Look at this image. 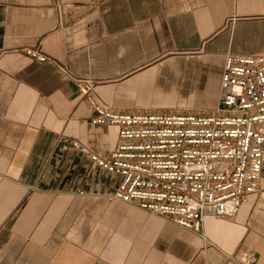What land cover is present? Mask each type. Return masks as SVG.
Instances as JSON below:
<instances>
[{"label":"crops","instance_id":"1","mask_svg":"<svg viewBox=\"0 0 264 264\" xmlns=\"http://www.w3.org/2000/svg\"><path fill=\"white\" fill-rule=\"evenodd\" d=\"M229 54L264 56V0H0V264H264V164L197 234L111 199L119 179L60 141L117 146L77 80L117 110L205 114Z\"/></svg>","mask_w":264,"mask_h":264},{"label":"built area","instance_id":"2","mask_svg":"<svg viewBox=\"0 0 264 264\" xmlns=\"http://www.w3.org/2000/svg\"><path fill=\"white\" fill-rule=\"evenodd\" d=\"M26 55L49 61L39 50ZM77 82L91 123L116 128L117 146L103 159L78 140L62 136L60 141L119 179L111 199L200 234L205 218L234 217L258 194L264 164V56L227 55L219 104L205 114L121 111L96 96L92 80Z\"/></svg>","mask_w":264,"mask_h":264}]
</instances>
